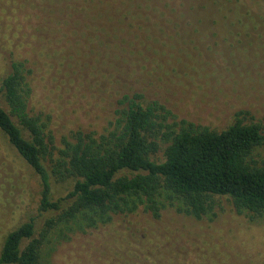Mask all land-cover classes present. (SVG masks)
Returning a JSON list of instances; mask_svg holds the SVG:
<instances>
[{
    "label": "rangeland",
    "instance_id": "1",
    "mask_svg": "<svg viewBox=\"0 0 264 264\" xmlns=\"http://www.w3.org/2000/svg\"><path fill=\"white\" fill-rule=\"evenodd\" d=\"M62 1L65 16L58 26L50 14L30 16L24 3L0 0V85L15 63L25 64L29 113L41 117L57 148L78 130L103 133L123 97L136 94L144 105H163L173 115L170 123L179 127L186 121L222 131L237 118L264 126V85L233 91L212 76L211 67L192 55L181 60L178 53L171 55L157 32L141 31L136 24L146 21L143 9L157 5L181 19L187 25L181 34L189 35L192 24L207 21L202 8L215 5L214 0ZM251 52L264 63V47ZM257 159L264 163V146ZM70 184L55 186L56 198ZM41 199L40 177L0 130V254L8 234L31 220L41 225ZM126 225L131 236L145 235L147 244L124 235ZM56 242L46 264H169L175 250V264H183L185 257L191 264H264V218L239 214L221 201L201 221L172 209L158 219L140 211ZM162 245L166 255L160 260Z\"/></svg>",
    "mask_w": 264,
    "mask_h": 264
},
{
    "label": "trees",
    "instance_id": "2",
    "mask_svg": "<svg viewBox=\"0 0 264 264\" xmlns=\"http://www.w3.org/2000/svg\"><path fill=\"white\" fill-rule=\"evenodd\" d=\"M18 1L30 8V16L50 14L61 26L62 0ZM214 2L204 5L207 21L192 24L189 35L181 34L187 26L181 19L157 5L143 9L146 21L136 24L141 31L157 32L156 39L171 55L178 53L180 60L192 55L211 67L212 76L233 91L264 85V63L251 52L264 47L263 33L253 32L264 31V0ZM26 75L25 64L15 63L0 85V130L40 177L43 221L38 226L31 220L8 234L0 264H46L54 241L108 227L140 211L158 219L172 209L201 221L226 201L239 214L264 218V163L257 159L264 146L261 124L237 118L222 131L186 121L179 127L170 123L173 115L163 105H144L136 94L123 97L103 133L78 130L59 149L41 117L29 113ZM68 183L72 187L56 198L55 186ZM124 229L130 238L132 230L128 225ZM132 236L147 244L145 235ZM158 247L161 260L166 252ZM175 256L169 264H175ZM184 259L183 264H191Z\"/></svg>",
    "mask_w": 264,
    "mask_h": 264
}]
</instances>
